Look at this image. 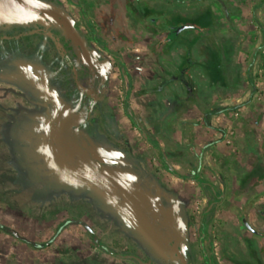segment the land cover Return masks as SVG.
Returning a JSON list of instances; mask_svg holds the SVG:
<instances>
[{
  "label": "rangeland",
  "instance_id": "rangeland-1",
  "mask_svg": "<svg viewBox=\"0 0 264 264\" xmlns=\"http://www.w3.org/2000/svg\"><path fill=\"white\" fill-rule=\"evenodd\" d=\"M153 12L185 26L165 56ZM194 173L222 195L208 213ZM160 214L189 264L205 214L207 253L264 264L242 223L264 233V0H0V225L17 233L0 228V264H179Z\"/></svg>",
  "mask_w": 264,
  "mask_h": 264
},
{
  "label": "flooded vegetation",
  "instance_id": "flooded-vegetation-1",
  "mask_svg": "<svg viewBox=\"0 0 264 264\" xmlns=\"http://www.w3.org/2000/svg\"><path fill=\"white\" fill-rule=\"evenodd\" d=\"M203 0H199V2H202ZM79 3V2H78ZM78 3H77V6H78ZM81 3V2H80ZM222 3V2H221ZM83 5V4H82ZM79 7V6H78ZM83 11H85V8H84V6H83V8L82 7H80ZM222 8H223V10L227 13V11H226V8L224 7V5H223V3H222ZM143 18L146 20V21H148V23H149V25H150V27H151V29L153 28V30L157 33V34H159L158 35V39H156V44H155V48L156 49H160V54L159 55H161V56H165V55H167V52H168V48H170L176 41H177V39L180 37V36H178V34H179V32H180V29L183 27H185V26H180V25H178V26H174V25H172L167 19H166V16L165 15H161V14H158L157 12H153L152 14H148L147 16H143ZM89 26V25H88ZM195 27V26H194ZM187 29V28H186ZM184 30V29H183ZM188 30H192V31H194V32H197L199 29L196 27V29L195 28H193V29H191L190 27H189V29ZM184 33V32H183ZM94 37V36H93ZM95 40V39H94ZM59 38H57V41H56V44L57 43H59ZM97 43V42H96ZM98 44V43H97ZM99 45V44H98ZM65 50H63V54L65 55ZM113 57V56H112ZM115 58V57H114ZM75 70H76V68H73V72H74V76H75V81H76V83H77V86L78 87H80V84H79V80H77L76 79V77H78V74H77V70H76V74H75ZM196 173H194V176L192 177L193 179L196 177ZM200 184V183H199ZM201 185V184H200ZM208 185V186H207ZM201 186H203V185H201ZM203 187H205V188H207V189H209L211 192H212V194H213V196L214 197H216V201H213V202H211V206H210V208L207 210V212L206 213H208L212 208H213V206L216 204V203H219V202H221V200H222V195L220 194V191L217 189L216 190V188H214L210 183H206V185H204ZM208 215L207 214H205L204 216H203V220H202V225H201V229H202V231H203V236H202V238H201V242H200V246H201V248H202V250H203V254H204V257L206 256V257H208L209 259H210V257H212V256H215V258L217 259V261H219L218 260V257H217V253L214 251V249H212L209 253H207L206 252V250H205V246H204V244H205V237H206V235H207V229H208V223L209 222H207V220H206V217H207ZM160 218L166 223V226L167 227H164L162 224H158V228L161 230V231H163V232H165V234H166V236H167V238H168V244L170 245V247H171V250H172V252H173V245H176L177 247H179L178 246V243H177V237H180V234L179 233H177L176 232V230H174V228L173 227H169L168 228V226H170L169 224H168V221L167 220H164L165 219V216H161V214H160ZM244 220V219H243ZM243 220H242V223H243ZM246 220V219H245ZM249 223V222H248ZM205 224H206V226H207V229L204 231L203 230V228H204V226H205ZM250 224V223H249ZM243 225H244V223H243ZM251 225V224H250ZM245 226V225H244ZM252 226V225H251ZM253 227V226H252ZM245 228H246V226H245ZM254 228V227H253ZM247 229V228H246ZM255 229V228H254ZM248 230V229H247ZM256 230V229H255ZM249 232H251L250 230H248ZM258 231V230H257ZM259 232V231H258ZM252 233V232H251ZM253 235H255V236H260V237H264V233H262V232H259L258 234H254V233H252ZM180 248V247H179ZM181 249V248H180ZM182 250V249H181ZM183 252V251H182ZM173 254H174V252H173ZM121 254H118V257L120 256ZM252 255L254 256V255H256V254H254V252H252ZM122 256H124V255H122ZM125 256H127V255H125ZM132 256H136V255H132ZM174 256H175V254H174ZM257 256V255H256ZM136 257H138V256H136ZM176 257V256H175ZM124 258V257H123ZM126 259H130V258H126ZM254 259V258H253ZM131 260H134V259H131ZM255 260H257V259H255ZM135 262H137L136 260H134ZM146 261H148V260H146ZM205 261H206V259H205ZM220 263V262H219ZM206 264H209V262H207L206 261ZM210 264H213V263H211L210 262ZM221 264V263H220Z\"/></svg>",
  "mask_w": 264,
  "mask_h": 264
},
{
  "label": "trees",
  "instance_id": "trees-1",
  "mask_svg": "<svg viewBox=\"0 0 264 264\" xmlns=\"http://www.w3.org/2000/svg\"><path fill=\"white\" fill-rule=\"evenodd\" d=\"M78 6L83 8L82 3H80V2L78 3ZM83 9H84V8H83ZM84 12H85V11H84ZM88 25H89V29H90V31L92 32V35L94 36L95 41H96L99 45H101V46L103 47V49H104L107 53H109L111 56L115 57V59L117 60V64H118L120 70H122L123 72H127V67H126L125 62L122 60V58H121L120 56L116 55V54L110 49V47L107 45V43H106V42L103 40V38H101V36L98 34V32H97L95 26L93 25V23H92L90 20H88ZM189 27H190L191 29H193V28L196 29V27H194V25H189ZM204 29H208V27L205 26ZM33 31H34V30H33ZM26 35H27V32H23V31H21V32H19V33L16 35V37H18L20 40H22V39H25ZM56 41H57V37H56V39H55V42H56ZM129 78H130V76H129ZM124 110H125V113H126L128 119H129L130 122L133 124V126L136 127V128H139L138 122H137V120H136L135 113H134V111H133V109L131 108V105H130V98H129V95H126V98H125ZM151 143H152L156 148H159V145H158L156 142L151 141ZM162 162H163L164 167H165L170 173H172V174H174V175H176V176H178V177H181V176L178 174V172H176L175 170H173V169L170 167V165H169L168 162L164 159L163 156H162ZM194 179H195L198 183H200L201 185H203V186L206 185V183H207L206 180L202 179L200 175H196V177H195ZM207 186H208V185H207ZM73 222H76V221H73ZM65 225H66V223L63 224V225L60 227V229H59V231H58V234L62 231V229H63V227H65ZM0 228H1L2 230H4L5 232H8L9 234H11V235L17 237V233H16L14 230L8 229L7 227H5V226H1V225H0ZM206 229H207V226H206V224H205L203 230L205 231ZM48 244H49V243H47V244H42V245H35V247H37V248H46V247H48ZM100 246H101L106 252H108L109 254H113V255L115 254L111 249L107 248L106 246H104V245H100ZM124 256H125V255H124ZM205 259H206L207 262H209V264H210V262L213 263V264H220L219 261H217V259L215 258V256L210 257V259H209L208 257L205 256Z\"/></svg>",
  "mask_w": 264,
  "mask_h": 264
},
{
  "label": "water",
  "instance_id": "water-1",
  "mask_svg": "<svg viewBox=\"0 0 264 264\" xmlns=\"http://www.w3.org/2000/svg\"><path fill=\"white\" fill-rule=\"evenodd\" d=\"M183 29V28H182ZM75 74H76V70H75ZM76 79L78 80V77H76ZM91 157L98 162L101 165H116L118 162L106 157H103L98 151H96L95 149H91ZM69 222H66V225ZM244 225L246 226V228L248 230H250L252 233L254 234H258L259 232L257 230H255L249 223L247 220H243ZM86 228L88 229V231L92 232V230L86 226ZM96 243L99 242V240L97 238H95ZM173 252L176 256V258L179 261V264H189V260L187 259V257L184 255V253L182 252V250L177 247L176 245H173ZM130 258V259H134L137 261L138 264H153V262L151 260H143L139 257L136 256H132V255H127V256H122L120 255L119 258Z\"/></svg>",
  "mask_w": 264,
  "mask_h": 264
}]
</instances>
